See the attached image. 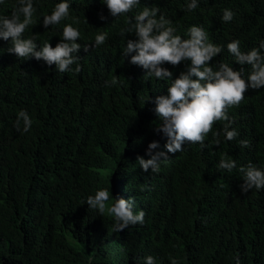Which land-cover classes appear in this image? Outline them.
Segmentation results:
<instances>
[{"label": "trees", "instance_id": "16d2710c", "mask_svg": "<svg viewBox=\"0 0 264 264\" xmlns=\"http://www.w3.org/2000/svg\"><path fill=\"white\" fill-rule=\"evenodd\" d=\"M60 2L33 0L34 23L22 38L35 36L37 51L45 42L55 48L63 27L72 24L81 33V50L70 68L79 65L80 72L18 59L6 51L10 40H0V264H144L147 256L156 264H264V189L242 193L239 172L249 164L264 170V88L249 87L240 106L228 110L229 130L239 133L233 141L217 122L219 146L202 150L186 142L182 152L167 153L159 173L144 172L137 157L150 159L149 144H159L153 154L166 152L167 137L154 130L160 123L154 101L167 95L168 85L145 77L121 55L135 36L120 35L129 17L159 7L157 18L171 20L183 39L191 26L202 27L223 48L210 63L243 67L247 80L250 66L237 64L227 44L240 40L242 52L259 47L264 0H197L193 11L186 7L191 0H140L118 18L104 0H67L69 18L45 29L43 16ZM18 3L2 0L0 17ZM225 9L235 14L231 22L222 21ZM104 32L105 44L92 47ZM188 63L163 67L175 79ZM115 76L118 82L106 86ZM22 110L33 121L27 133L22 120L19 131L14 127ZM222 157L237 168L219 169ZM101 189L109 191V203L134 201V212L146 213L144 224L116 232L114 217H99L86 204Z\"/></svg>", "mask_w": 264, "mask_h": 264}, {"label": "clouds", "instance_id": "9594fccd", "mask_svg": "<svg viewBox=\"0 0 264 264\" xmlns=\"http://www.w3.org/2000/svg\"><path fill=\"white\" fill-rule=\"evenodd\" d=\"M2 2V0H0ZM110 15L113 18L124 17L140 4V0H104ZM70 4L67 0L55 5L51 15L43 16V27L59 25L61 21L69 18ZM187 10L193 11L198 7L197 0H191L187 4ZM36 8L33 0H19V3L11 11V15L0 17V40L9 41L11 46L6 49L9 54H14L18 59L35 58L44 61L49 67L56 66V71L66 73L70 71L80 72L81 67L73 70L71 65L76 63L77 56L74 55L81 50L77 43L81 33L72 24L63 27V39L55 48L49 42H45L37 51L35 36L23 39V34L31 26ZM160 8L153 6L144 7L134 18L129 17L120 35H134L135 39L126 41V47L121 55L126 59L131 57L129 63L142 67L145 77H155L158 81L167 82V95H158L155 98V114L160 121L155 131L163 133L167 137L165 144L166 152L153 151L159 147L157 142L149 144L147 155L150 159L145 160L137 157V162L144 172L159 173L163 161L168 159L167 153L175 154L182 152V145L199 144L201 149L219 146L220 133L214 132L213 128L217 122H223L224 136L227 141H233L239 133L229 130L233 123L228 114L231 108L239 107L245 98L249 87L253 90L264 88V40L259 47L250 51H241L240 40H233L227 44L228 53L234 57L235 62L241 66H250L247 80L242 78L244 68L234 71L227 63L210 62L223 51L222 46L216 45L209 40L208 33L199 26H191L187 30V39L177 35V28L172 26V21L164 15H159ZM234 13L225 9L222 21L231 22ZM101 20L105 17L101 16ZM108 39V33L97 34L92 47H100ZM85 52L89 48H83ZM133 53H135L133 55ZM26 59V60H27ZM187 64L185 71L178 77L173 78V73L163 67L168 64L177 67L182 63ZM117 76L111 81H106V86H114L118 82ZM149 102H152L149 100ZM23 121V131L29 132L32 127V119L26 111H20L14 127L20 130ZM212 135L211 141H205ZM240 146L249 147L247 140H240ZM227 154H225L226 156ZM219 169L231 173L237 168L236 161L232 158L222 157L218 164ZM243 184L240 185L242 193H248L255 188L257 191L264 189V170L249 164L246 168L241 167ZM113 197V196H112ZM110 193L107 189H101L87 198L88 208L98 211L99 217L105 214L114 217V228L116 232H122L130 226L143 225L146 213L143 210L134 212V201L123 198H114L109 203ZM144 264H156L152 256L144 258ZM170 264H178L173 259ZM236 264H240L237 259Z\"/></svg>", "mask_w": 264, "mask_h": 264}]
</instances>
